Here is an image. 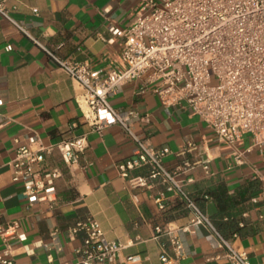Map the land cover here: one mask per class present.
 Here are the masks:
<instances>
[{
	"label": "crops",
	"instance_id": "obj_1",
	"mask_svg": "<svg viewBox=\"0 0 264 264\" xmlns=\"http://www.w3.org/2000/svg\"><path fill=\"white\" fill-rule=\"evenodd\" d=\"M141 2L8 0V5L18 7L15 18L44 47L104 73L121 51V40L108 27L126 28ZM83 93L30 37L0 20V117L9 122L0 129V229L17 225L16 234L26 237L11 239L7 248L0 236V255L18 264H79L85 234L72 237L70 230L94 219L109 241L126 245L118 264H163L162 255L172 257L170 237L157 228H189L179 232L185 255L178 264H230L216 258L223 251L208 227L191 226L193 215L185 201L169 193L162 179H149V167L130 171L128 178L121 175L119 167L135 157L136 145L118 125L96 132L84 118ZM110 102L122 113L139 114L135 132L155 149H169L165 168L177 174L236 250L246 252L252 264H264V146L236 165L231 149L200 116L164 105L146 89L145 79L124 85ZM78 139H84L86 148L76 162L66 163L58 145ZM190 144L196 149L188 148ZM251 144L246 137L240 150ZM21 146L46 149L37 170L58 172L52 193L32 205L23 185L12 180L10 163ZM137 177L147 178V187L131 181Z\"/></svg>",
	"mask_w": 264,
	"mask_h": 264
},
{
	"label": "built area",
	"instance_id": "obj_2",
	"mask_svg": "<svg viewBox=\"0 0 264 264\" xmlns=\"http://www.w3.org/2000/svg\"><path fill=\"white\" fill-rule=\"evenodd\" d=\"M17 12V6L10 7L8 0H0V20L30 37L81 85L84 118L93 129L102 133L118 125L135 143V157L119 167L121 175L128 178L130 171L149 167V179H162L169 193L185 201L193 215L191 226L205 225L210 229L215 245L223 251L216 258H225L230 264H252L246 252L236 250L231 240L221 235L177 174L165 168L169 149H155L147 138L138 135L134 123L140 119L139 114L120 112L110 97L124 85L145 79L146 89L164 105L189 109L200 116L218 141L231 149L235 164H244L246 153L264 146V0H142L135 20L126 28L108 27L113 37L121 40V51L109 60V69L104 73L92 70L86 63L61 58L44 47L15 18ZM8 123L0 117V129ZM246 137L252 144L241 151ZM85 148L84 139L58 145L66 163L76 162L77 154ZM188 148L196 149L191 144ZM45 152L42 147L33 150L21 146L10 163L12 180L23 185L31 205L47 199L58 177L57 171L37 170ZM204 164L209 171L207 161ZM184 165L191 167L187 162ZM131 181L139 187L148 185V179L143 177ZM158 203L165 208L161 199ZM16 228L12 225L0 229L7 248L13 238L26 240L24 235L16 234ZM157 232L168 235L173 248L172 257L161 256L162 263L178 264L185 255L179 232L170 228H157ZM80 233L85 234V240L78 250L79 264H118L126 245L109 241L98 221H80L70 230L72 237ZM0 264L18 263L0 255Z\"/></svg>",
	"mask_w": 264,
	"mask_h": 264
},
{
	"label": "rangeland",
	"instance_id": "obj_3",
	"mask_svg": "<svg viewBox=\"0 0 264 264\" xmlns=\"http://www.w3.org/2000/svg\"><path fill=\"white\" fill-rule=\"evenodd\" d=\"M213 84H216V82L214 81V83Z\"/></svg>",
	"mask_w": 264,
	"mask_h": 264
}]
</instances>
